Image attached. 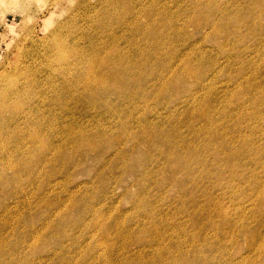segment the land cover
<instances>
[{"label":"rangeland","instance_id":"1","mask_svg":"<svg viewBox=\"0 0 264 264\" xmlns=\"http://www.w3.org/2000/svg\"><path fill=\"white\" fill-rule=\"evenodd\" d=\"M38 1L17 0V9L0 2V67L7 69L0 93L12 82L20 87L0 104V264H264V0H60L53 19L52 0ZM206 11L213 20L202 21ZM231 16H243L238 29L227 23ZM63 20L67 46L66 32H78L70 46L88 59L90 43L102 59L119 49L115 64L133 51L141 70L124 90L103 87L95 106L75 102L79 87L66 102L55 97L60 88L49 74L60 56L42 37ZM29 28L39 38L21 45ZM51 143L57 147L41 157L36 147Z\"/></svg>","mask_w":264,"mask_h":264},{"label":"bare ground","instance_id":"2","mask_svg":"<svg viewBox=\"0 0 264 264\" xmlns=\"http://www.w3.org/2000/svg\"><path fill=\"white\" fill-rule=\"evenodd\" d=\"M3 1H5V2H14V4H9V5H13V9H17V5H19L18 3H16V1L17 0H0V2L2 3ZM25 2H26V4H27V6H28V4L30 3V2H33L32 4H34L35 3V1L36 0H24ZM43 1V0H42ZM47 1V0H46ZM46 1H45V3H46ZM62 1V0H61ZM84 1V0H83ZM86 1V0H85ZM84 1V2H85ZM99 1V0H98ZM97 1V2H98ZM102 1V0H101ZM163 1V0H162ZM165 1V0H164ZM236 1V0H235ZM259 1V0H258ZM79 2L82 4V2L80 1V0H78V3H76V5H78L79 4ZM88 2V1H87ZM153 2V1H152ZM167 2V1H166ZM175 2V1H174ZM230 2V1H229ZM39 3V1L37 0V4ZM60 0H52V3L50 2V6L48 7V14L50 15V19L52 18L51 16L52 15H54V11H55V8H57V6L59 7L60 6ZM86 3V2H85ZM105 3V2H104ZM260 3V2H259ZM36 4V5H37ZM48 4V3H47ZM84 4V3H83ZM82 4V5H83ZM88 4V3H87ZM86 4V5H87ZM95 4V3H94ZM93 4V5H94ZM155 4H156V2H155ZM226 4H227V2H226ZM258 4V3H257ZM25 5V4H24ZM30 5V4H29ZM40 5V4H39ZM92 5V4H91ZM92 5V6H93ZM151 5V4H150ZM152 5H154L153 3H152ZM151 5V6H152ZM163 5H164V3H163ZM166 5V4H165ZM167 5H169V3L167 4ZM253 5V4H252ZM26 6V7H27ZM32 6V5H31ZM38 6V5H37ZM65 6V5H64ZM78 6H81V5H78ZM85 6V5H84ZM225 6V5H224ZM39 7V6H38ZM88 7V6H87ZM144 7V6H143ZM146 7V6H145ZM144 7V8H145ZM153 7V6H152ZM151 7V8H152ZM168 7V6H167ZM218 7V6H217ZM30 8V7H29ZM108 8V7H107ZM130 8V7H129ZM135 8H137V7H135ZM150 8V7H149ZM148 8V9H149ZM150 8V9H151ZM164 8V7H163ZM252 8V7H251ZM250 8V9H251ZM23 9V8H22ZM21 9V10H22ZM43 9V8H42ZM46 9V8H45ZM119 9V8H118ZM124 9V8H123ZM127 9V8H126ZM147 9V8H146ZM149 9V10H150ZM153 9V8H152ZM152 9H151V11H152ZM166 9V8H165ZM168 9V8H167ZM166 9V10H167ZM170 9V8H169ZM223 9V8H222ZM226 9V8H225ZM225 9H223V10H225ZM18 10H20V9H18ZM31 9H28V11H30ZM47 10V9H46ZM64 10V9H63ZM115 10V9H114ZM133 10H135L134 8H133ZM144 10V9H143ZM142 10V11H143ZM172 10V9H171ZM170 10V11H171ZM212 10H213V8H212ZM113 11V10H112ZM117 11V10H116ZM132 11V10H131ZM130 11V13H132ZM154 11H155V7H154V9H153V11H152V14L154 13ZM202 11V10H201ZM207 11H209V10H207ZM206 11V13L207 14H204V15H202V17L203 18H201L202 19V21H203V19H204V21H209V20H211V18L213 17V13H208ZM221 11V10H220ZM226 11V10H225ZM18 12H20V11H18ZM27 12V11H26ZM114 12V11H113ZM119 12H121V11H119ZM126 12H128V11H126ZM136 12H137V9H136ZM140 12V10L138 9V13ZM146 12V11H145ZM156 12H158L157 10H156ZM155 12V13H156ZM159 14H161V11L159 10ZM205 12V11H204ZM212 12V11H211ZM215 12V11H214ZM230 12V11H229ZM228 12V13H229ZM236 12H237V10H236ZM23 14H25L24 12H22ZM109 13V12H108ZM107 13V14H108ZM123 13H125V12H123ZM129 13V15H133V14H130ZM142 13V14H141ZM141 13H139V15L141 14V15H143V14H145V13H143V12H141ZM146 13H148V12H146ZM164 13H165V11H164ZM173 13V12H172ZM216 13V12H215ZM222 13H223V11H222ZM225 13V12H224ZM224 13L222 14V15H224ZM228 13H227V15H228ZM30 14V13H29ZM28 14V15H29ZM111 14V13H110ZM113 14H115V13H113ZM120 14V13H119ZM122 14V13H121ZM126 14V13H125ZM149 14H150V12H149ZM151 14V15H152ZM168 14V13H167ZM167 14H166V16H167ZM176 14V13H175ZM220 14V13H219ZM236 14V13H235ZM48 15V16H49ZM90 15V14H89ZM105 15V14H104ZM116 15V14H115ZM118 15V14H117ZM116 15V16H117ZM127 15V14H126ZM141 15L139 16V17H141ZM147 16H148V14H146ZM163 15V14H162ZM169 15V14H168ZM200 15V14H199ZM198 15V16H199ZM212 15V16H211ZM30 16V15H29ZM47 15H45V17H48ZM72 18H73V16L72 15H70ZM69 16V17H70ZM75 16V15H74ZM86 16H88V15H86ZM128 16V15H127ZM154 16V15H153ZM152 16V17H153ZM170 16V15H169ZM100 17V16H99ZM106 17H107V19H108V17H111V15L110 16H106L105 15V19L103 20V21H105V20H107L106 19ZM120 17L122 18L123 16H119L118 18L120 19ZM129 17V16H128ZM135 17V16H134ZM133 17V18H134ZM155 17H156V15H155ZM175 17V16H174ZM191 17V16H190ZM200 17H201V15H200ZM238 17V18H237ZM243 16H235V17H228V18H226L225 17V19H227V23H229V24H233V25H235V27L236 26H238V28H239V23L237 22V21H239L240 19H243L242 18ZM44 18V17H43ZM72 18H71V20H72ZM75 19L74 20H76V17H74ZM127 18V17H126ZM149 18H151V17H149ZM154 18V17H153ZM157 18H159V16L158 17H156V19ZM161 18H162V16H161ZM161 18H159L160 20H162ZM189 18V17H188ZM195 18V17H194ZM210 18V19H209ZM221 18H223V17H221ZM50 19H45L46 21L48 20V23L50 22L49 20ZM53 19V18H52ZM90 19H91V17H90ZM98 19V18H97ZM114 19V18H113ZM125 19V18H124ZM124 19H122V21L124 20ZM129 19H130V17H129ZM138 18H136L135 20H137ZM140 19V18H139ZM138 19V20H139ZM155 19V18H154ZM159 19H157V21L159 20ZM165 19V18H164ZM163 19V20H164ZM169 19V18H168ZM172 20H173V18H171ZM170 19V20H171ZM175 19H177V17L175 18ZM190 19V18H189ZM192 19V18H191ZM197 18H195V20H196ZM198 19H200V18H198ZM197 19V20H198ZM200 19V20H201ZM225 19H222L221 21H223V22H225L224 20ZM44 20V21H45ZM73 20V21H74ZM93 20V19H92ZM110 20V19H109ZM121 20V19H120ZM126 20V19H125ZM137 20V21H138ZM148 20V19H147ZM171 20V21H172ZM188 20V19H187ZM194 20V19H193ZM194 20V21H195ZM196 20V21H197ZM199 20V21H200ZM212 20H213V18H212ZM72 21V22H73ZM90 21V20H89ZM103 21H102V23H103ZM108 21V20H107ZM112 21H114V20H112ZM121 21V22H122ZM130 21V20H129ZM132 21V20H131ZM154 20L152 19V22H153ZM169 21V20H168ZM195 21V22H196ZM202 21L200 22V24L202 23ZM64 22V20L63 21H60L58 24H55L56 26H52L53 28H50L49 29V31H48V33L46 34H44L43 35V37L42 38H44V37H50L51 39V44H50V46H51V52H52V50L54 49L55 51H57V53L59 54V66H58V68H56L57 70H58V72H59V70H60V72L58 73V72H56V71H51L50 72V74H49V77L50 78H52V80H53V82H54V84H55V86H53V89L55 88V87H57L56 89L58 90V87L60 88V92H58L57 91V96H55L56 98H58L59 100H60V98H63L62 100H64L65 102L67 101V100H69V99H73L74 98V95L73 96H71V94H70V96H69V94H66V93H70V91H72V90H76V88L77 87H79V88H77V90H80V94L78 93V95H76L75 96V98H76V100L77 101H75V102H78V101H82L83 103H90V104H92L93 106H95V104L97 103V101H99V103H101V100L100 99H102L103 98V96L105 95H103L102 93H103V91L105 92V90L107 89V87H109V88H111L112 87V90H113V87L114 88H117V87H120V88H123V90H124V88L127 86V84L129 83V82H131L133 79V77L131 78V76L133 75L132 74V71L133 72H137L138 71V69L139 68H137V71H135L136 70V67L137 66H134V65H136V64H132V55H133V51H131V50H129L128 52H125L124 53V55H123V52H122V54H121V56L122 57H124L123 59H124V62H122V63H120L119 62V60H118V62L120 63H118V64H115L116 63V61L115 62H112V60L113 59H115V58H120V60H121V57H120V54H119V52H117L118 50H116V48H113L114 46H112V44H111V40L109 41L110 42V44H111V46H112V48H113V51L111 52L110 51V53H109V56H107V58L106 59H102L100 56H96V53H95V55H94V52H97V50L95 49L96 48V44L95 45H92V43H90V46H91V50H90V52H91V54L93 55L91 58L89 57V59H88V57L86 56L87 55V52L85 53V51H84V48H83V50H81V51H79L78 52V50H76V47H71V46H73V45H75L76 44V38H77V33L76 34H73V31L72 30H69V32H66V33H68V35H70L69 36V38L71 39V43H72V45L70 46V44L67 46V43H68V41L66 42V39L67 38H63L62 37V31H60V29H61V27H62V23ZM66 22H67V20H66ZM71 22V23H72ZM91 22V21H90ZM114 22H116V21H114ZM118 22H119V20H118ZM120 22V24H122ZM125 22V21H124ZM128 22V21H127ZM147 22V21H146ZM152 22L150 23V21H149V23H150V25L149 26H151V24H152ZM159 22V21H158ZM163 22H165V21H163ZM190 22V21H189ZM44 24V26L46 27L47 25H49V24ZM75 23V22H74ZM74 23H73V25H74ZM101 23V24H102ZM111 23V22H110ZM155 23H156V21H155ZM160 23H161V21H160ZM171 23V22H170ZM169 23V24H170ZM191 23H193V22H191ZM209 23H211V22H209ZM215 23V22H214ZM213 23V24H214ZM226 23V22H225ZM225 23H223V26H225L224 24ZM226 23V25H228ZM82 24V23H81ZM91 23H89V25H90ZM104 24V23H103ZM102 24V25H103ZM113 24V23H112ZM119 24V23H118ZM128 24H129V22H128ZM134 24V22L133 23H131V26H134L133 25ZM143 24V23H142ZM141 24V25H142ZM148 24V23H147ZM147 24L146 25H144L145 27H147ZM153 24H154V22H153ZM152 24V25H153ZM197 25V27H198V21H197V23H196ZM205 24V23H204ZM212 24V23H211ZM216 24V23H215ZM72 25V24H71ZM95 25H97L98 26V24H95ZM109 25V24H108ZM114 25H116L117 26V24H114ZM125 25V24H124ZM126 25H127V23H126ZM156 25V24H155ZM154 25V26H155ZM161 26H162V23L160 24ZM194 25V24H193ZM206 25H207V23H206ZM209 25V24H208ZM216 25H218V23L216 24ZM93 26V25H92ZM96 26V27H97ZM121 26V25H120ZM119 26V27H120ZM130 26V24H129V27H131ZM154 26H152V27H154ZM157 26H159V25H157ZM202 26V25H201ZM212 26H214V25H212ZM29 27H30V25H29ZM32 27V26H31ZM35 27V26H34ZM44 27V28H45ZM101 27H103V26H101L100 25V29H101ZM110 27V26H109ZM108 27V28H109ZM113 27V26H112ZM118 27V26H117ZM119 27H118V29H119ZM125 27V26H124ZM128 27V28H129ZM135 27V26H134ZM134 27H133V30H134ZM144 27V28H145ZM151 27V28H152ZM182 27H184V26H182ZM182 27H180V28H182ZM210 27V26H209ZM226 27V26H225ZM233 27V26H232ZM94 28V27H93ZM98 28V27H97ZM96 28V29H97ZM104 28V27H103ZM114 28H116L115 26H114ZM127 28V29H128ZM151 28H149L148 27V29H150V30H154L155 31V29H151ZM159 29H160V27H158ZM162 28H164L163 26H162ZM213 28V27H212ZM220 28H222L221 27V25H220ZM220 28H218L217 30L215 29V31H213V34L217 31V34H218V32H219V30H220ZM237 28V27H236ZM237 28V29H238ZM88 29V28H87ZM87 29H85V30H87ZM110 29H111V27H110ZM125 29V28H124ZM124 29H122L121 28V30H124ZM126 29V30H127ZM131 29V28H130ZM130 29H128V31L130 30ZM135 29H138L137 28V26H136V28ZM141 29H143V28H141ZM147 28H146V30H148ZM227 29V28H226ZM35 30V29H34ZM63 30V29H62ZM97 30H99V28L97 29ZM97 30H94V31H96V34H101L103 31L101 30V33H98L97 32ZM106 30V29H105ZM117 30V29H116ZM115 30V31H116ZM145 30V29H144ZM156 30H158L157 29V27H156ZM168 30H170V29H168ZM36 31V30H35ZM46 31V30H45ZM93 31V29H91V32ZM92 32V35H93V33H95V32ZM111 31H112V29H111ZM114 31V30H113ZM162 32H164L163 31V29L161 30ZM208 31H210V28H209V30ZM208 31H207V33H208ZM62 32V33H61ZM65 32V31H64ZM89 32V31H88ZM100 32V31H99ZM104 32H106V34H107V31H104ZM125 32H127V31H125ZM139 32H141V34H142V32L143 31H139ZM157 33H158V31H156ZM161 32V33H162ZM169 32V31H168ZM242 32V31H241ZM81 33V32H80ZM79 33V34H80ZM83 33V32H82ZM118 33V32H117ZM123 34H126V33H124V31L122 32ZM166 33V32H165ZM164 33V34H165ZM212 33V32H211ZM95 34V35H96ZM103 34V33H102ZM102 34H101V36H102ZM112 34V33H111ZM116 34V33H115ZM114 34V35H115ZM144 34V33H143ZM150 34H152V33H150ZM154 34H156V33H154ZM163 34V33H162ZM162 34H161V36H162ZM163 34V35H164ZM212 34V35H213ZM245 34V33H244ZM81 35V34H80ZM85 35V34H84ZM84 35H81L82 37L84 36ZM109 35V34H108ZM120 35V31H119V34H118V36ZM128 35V34H127ZM130 35H131V33H130ZM157 35H159V34H157ZM98 36V35H97ZM100 36V37H101ZM124 36V35H123ZM132 36V35H131ZM133 36H134V34H133ZM137 36H139V37H136L137 39L138 38H140L138 41H140L141 40V38L142 37H140V35L138 34ZM154 36V35H153ZM245 36V35H244ZM243 36V37H244ZM79 38H80V36H78ZM99 37V38H100ZM115 37V36H114ZM117 37V36H116ZM115 37V38H116ZM125 37V36H124ZM159 37V36H158ZM165 37V35L163 36V38ZM22 40L23 41H21V45L22 44H24V42L25 41H31V42H34L33 40H36L37 38H39L35 33H34V31H33V29L32 28H29L28 30H27V33L26 34H24L23 36H22ZM85 38H87V36L85 35ZM103 38H105V36L103 37ZM110 38V37H109ZM115 38L113 39V38H111V39H113V41L115 40ZM131 38V37H130ZM154 38V37H153ZM162 38V39H163ZM78 39V38H77ZM81 39V38H80ZM79 39V41L81 42L82 40H80ZM93 39V38H92ZM95 39H96V36H95ZM132 39H133V37H132ZM132 39H130L129 41H131ZM137 39H136V41H137ZM149 39V38H148ZM155 39H156V35H155V38L154 39H151V41H152V43H153V41H155ZM158 39V38H157ZM85 40V39H84ZM90 40H91V38H90ZM97 40H98V38H97ZM101 40H103V39H101ZM116 40H117V38H116ZM142 40H146V39H142ZM150 40V39H149ZM159 40V39H158ZM96 41V40H95ZM104 41H105V39H104ZM108 41V40H107ZM112 41V42H113ZM120 41V40H119ZM119 41H118V43H119ZM125 41V40H124ZM128 40H127V42H126V46L127 45H129L130 47H131V42H130V44H127L128 42H129ZM134 41V40H133ZM151 41H149L150 43H151ZM160 41H162V40H160ZM78 42V41H77ZM83 42V41H82ZM97 42V41H96ZM100 42V44H101V41H99ZM98 42V43H99ZM116 42V41H115ZM121 42V41H120ZM29 43V42H28ZM27 43V44H28ZM98 43H97V47L99 46L98 45ZM107 43V42H106ZM118 43L117 44H114V45H116L115 47H118L119 45H118ZM134 43V42H133ZM138 43H140V42H138ZM138 43H136L137 45H138ZM33 44V43H32ZM47 44H49V43H47ZM78 44V43H77ZM76 44V45H77ZM79 44H81V43H79ZM87 44V43H86ZM103 44V43H102ZM121 44V43H120ZM154 44L156 45V42H154ZM25 45V44H24ZM29 45V44H28ZM30 45H31V43H30ZM75 45V46H76ZM82 45H84V44H82ZM88 45H89V43H88ZM118 45V46H117ZM20 46V45H19ZM45 46V45H44ZM44 46H42L43 48H46V47H48V46H46V47H44ZM50 46H49V48H50ZM81 46V45H80ZM104 45H102V47H103ZM106 46V45H105ZM107 46H109V47H111L110 45H108L107 44ZM122 47H123V45H121ZM120 46V47H121ZM132 46H134V45H132ZM149 46V45H148ZM157 46V45H156ZM159 46V45H158ZM157 46V47H158ZM25 47V46H24ZM83 47V46H82ZM102 47H98V50H99V48H102ZM135 47V46H134ZM23 48V47H22ZM71 48V49H70ZM86 48H87V45H86ZM106 48V47H105ZM159 48V47H158ZM27 49V48H26ZM30 49H32V48H30ZM29 49V47H28V50H30ZM88 49V48H87ZM95 49V50H94ZM104 49V48H103ZM109 49V48H108ZM129 49V48H128ZM138 49H139V47H138ZM147 49H148V47H147ZM48 50V49H47ZM47 50L45 51L46 53H47ZM53 50V51H54ZM73 50H76V53H75V55H73V58L71 57V59L70 60H68L67 59V54H68V52H71V51H73ZM120 50H122V49H120ZM125 50L127 51V48H125ZM23 51V50H22ZM100 51H102V49H100ZM106 51V50H105ZM124 51V50H123ZM138 51H140L141 52V50H138ZM137 51V52H138ZM44 52V53H45ZM89 52V51H88ZM89 52V53H90ZM138 53V54H141V53ZM149 52H150V50H149ZM29 53V52H28ZM53 53V52H52ZM51 53V54H52ZM56 53V54H57ZM73 53V54H74ZM88 53V54H89ZM101 53V52H100ZM106 53H108V51H106ZM105 53V54H106ZM121 53V52H120ZM30 54V53H29ZM41 54V53H40ZM49 54H50V52H49ZM70 54H72V52L70 53ZM86 54V55H85ZM90 54V55H91ZM103 54H104V52H103ZM46 55V54H45ZM53 55H55V54H53ZM152 55V52H150L149 53V56H151ZM57 56V55H56ZM106 56V55H105ZM104 56V57H105ZM134 57H135V55H133ZM137 56H139V55H137ZM141 56V55H140ZM160 56V55H159ZM27 57V56H26ZM29 57V56H28ZM38 57V56H37ZM43 57V56H42ZM45 57V56H44ZM52 57V56H51ZM87 57V58H86ZM134 57H133V59H134ZM136 58V57H135ZM139 58V57H138ZM141 59V58H140ZM139 59V60H140ZM52 60V59H51ZM116 60V59H115ZM260 60V59H259ZM24 61V60H23ZM43 61H44V59H43ZM122 61V60H121ZM141 61V60H140ZM134 62V61H133ZM136 62V61H135ZM143 62V61H142ZM187 62H189V61H187ZM187 62H186V64H187ZM139 63V65L141 64L140 62H138ZM54 64V63H53ZM57 64V65H58ZM26 65V64H25ZM55 65V64H54ZM57 65L55 66V67H57ZM138 65V64H137ZM164 65H165V63H164ZM195 65V64H194ZM192 66V67H190L189 68V66H190V63H189V65L187 64V66H188V68L185 66V68H186V70H188L189 72L191 71L190 69L191 68H193V67H196V65L195 66ZM260 65V64H259ZM44 66V65H43ZM49 66V65H48ZM167 66V65H166ZM169 66V65H168ZM167 66V68H169ZM183 65H181L180 67H182ZM7 67H9V66H7ZM27 67V66H26ZM50 67V66H49ZM52 67H54V66H52ZM140 67H142V66H140ZM171 67V66H170ZM179 67V68H180ZM199 67V66H198ZM28 68V67H27ZM37 68V67H36ZM46 68V67H45ZM166 68V67H165ZM164 68V69H165ZM172 68V67H171ZM175 69V68H173V69H175V70H180V69ZM13 69H15V71H21V70H23L24 68H23V66L20 64V65H18V66H13ZM29 69H31V68H29ZM39 69V68H38ZM47 69V68H46ZM51 69V68H50ZM182 69V68H181ZM193 69H195V68H193ZM199 69V68H198ZM197 68L195 69V71L197 70L198 72H199V70H198ZM141 69H139V71H140ZM166 70H168V69H166ZM183 70V69H182ZM185 70V69H184ZM4 71H6L7 72V69H6V65L5 64H3V66H1L0 67V72H4ZM8 71H9V69H8ZM36 71V70H35ZM44 71V70H43ZM48 71V70H47ZM151 71V70H150ZM169 71H172V70H168V73H170ZM194 71V70H193ZM200 71H201V69H200ZM46 72V71H45ZM45 72H43V73H45ZM153 72V71H152ZM151 72V73H152ZM156 72H157V70H156ZM159 72V71H158ZM157 72V73H158ZM163 72V71H162ZM174 72H177V71H174ZM174 72H173V74H174ZM181 71H179L178 73H180ZM184 72V71H183ZM186 72V71H185ZM33 73H34V71H33ZM38 73V72H37ZM43 73H42V75H43ZM130 73H131V76H130ZM141 73V72H140ZM139 73V74H140ZM164 73V72H163ZM167 73V74H168ZM188 73V72H187ZM190 73H193L194 74V72H190ZM201 73V72H200ZM138 74V73H137ZM138 74V75H139ZM162 74V73H161ZM171 74V73H170ZM176 74V73H175ZM135 75V74H134ZM133 75V76H134ZM148 75V74H147ZM146 75V76H147ZM195 75V74H194ZM34 76V75H33ZM136 76V75H135ZM140 76H142V75H140ZM146 76H144V77H146ZM172 76V75H171ZM171 76H170V79H171ZM174 76V75H173ZM172 76V77H173ZM200 76V75H199ZM25 77V76H24ZM38 77H39V74H38ZM37 77V78H38ZM111 77H113V78H111ZM138 77V76H137ZM26 78V77H25ZM36 78V77H35ZM41 78V77H40ZM108 78H111V80L110 79H108ZM169 78V77H168ZM199 78V77H198ZM200 78H202V77H200ZM31 79V78H30ZM48 79V78H47ZM143 79H145V78H143ZM175 79V78H174ZM23 80V79H22ZM22 80H21V82H22ZM36 80V79H35ZM108 80H110V84L108 83ZM114 80V81H113ZM158 80H160V79H158ZM165 80H168L169 81V79H167L166 77H165ZM164 80V82L166 83V81ZM198 80V79H197ZM141 81V80H140ZM140 81H138V82H140ZM167 81V82H168ZM198 81H200V80H198ZM31 82V81H30ZM37 82V81H36ZM134 82V81H133ZM132 82V83H133ZM163 82V81H162ZM163 82V83H164ZM50 83V82H49ZM16 83H14V82H12V83H10V88L9 87H5V85L3 86V88H4V90H3V93H0L1 94V98H0V104H5L6 102H8L7 100H9V98H10V92H8V89H13L14 90V92L13 93H15V94H17V95H19V90L20 89H18V87H19V85L18 84H16ZM40 84V83H39ZM53 84V85H54ZM168 84V83H167ZM176 84V83H175ZM24 86H28L29 84H27V80L26 81H24V84H23ZM41 85V84H40ZM133 85V84H132ZM169 85V84H168ZM172 85H174V83H172ZM33 86V85H32ZM38 86V85H37ZM42 86V85H41ZM44 86V85H43ZM107 86V87H106ZM163 86V85H162ZM166 86V85H165ZM103 87H106V89H104ZM20 88V87H19ZM38 88V87H37ZM49 88V87H48ZM51 88V87H50ZM102 88L104 89V90H102ZM108 88V89H109ZM163 88V87H162ZM165 88V87H164ZM26 89H28V88H26ZM36 89V88H35ZM38 89H41V88H38ZM43 89V88H42ZM31 90V89H30ZM29 90V91H30ZM48 90V89H47ZM116 90V89H115ZM122 90V89H121ZM120 90V91H121ZM52 91V90H51ZM83 91H86L87 92V94H86V92H85V94L83 93L82 94V92ZM110 91H111V89H110ZM114 91V90H113ZM23 92V91H22ZM21 92V93H22ZM44 92H46V91H44ZM49 92V91H48ZM47 92V93H48ZM118 92V91H117ZM158 92V91H157ZM156 91L154 92V93H157ZM9 93V94H8ZM52 93H55L54 91L52 92ZM73 93V92H72ZM110 93H112V92H110ZM114 93V92H113ZM120 93V92H119ZM121 93H122V91H121ZM158 93H160V92H158ZM161 93H162V91H161ZM27 94H29V93H27ZM41 94V93H40ZM39 94V95H40ZM34 95V94H33ZM50 95V94H49ZM55 95V94H54ZM112 95V94H111ZM110 95V96H111ZM157 95V94H156ZM155 95V97H157ZM52 96V95H51ZM51 96H48V99H49V97H51ZM125 96V92L123 93V97ZM118 97H119V95H118ZM122 97V96H121ZM12 98V97H11ZM41 98V97H40ZM105 98V97H104ZM37 99H39V98H37ZM55 98H54V96H53V100H54ZM99 99V100H98ZM23 100V99H22ZM36 100V99H35ZM50 100H52V98L50 99ZM55 100H57V99H55ZM108 100V99H107ZM110 100V99H109ZM147 100V99H146ZM40 101V100H39ZM48 101V100H47ZM58 101V100H57ZM61 101V100H60ZM31 102V101H30ZM37 102V101H36ZM43 102H45V101H42V103ZM59 102V101H58ZM63 102V101H62ZM207 102V101H206ZM205 102V103H206ZM19 103V102H18ZM29 103V102H28ZM41 103V102H40ZM46 103V102H45ZM50 103V102H49ZM61 103V102H60ZM53 104V103H52ZM61 104H63V103H61ZM74 104V103H73ZM103 104H104V101H103ZM37 105V104H36ZM38 105H39V103H38ZM108 105V104H107ZM42 106V105H41ZM46 106H47V104H46ZM46 106H45V108H46ZM63 106H64V104L62 105V109H63ZM74 106V105H73ZM72 106V107H73ZM110 106V105H109ZM202 106H205V104H203ZM1 107H3V106H1ZM35 107V106H34ZM33 107V108H34ZM40 107V106H39ZM38 107V108H39ZM43 107H44V105H43ZM58 107H59V103H58ZM61 107V106H60ZM66 107V106H65ZM70 107V106H69ZM41 108V107H40ZM74 108V107H73ZM109 108V107H108ZM36 109V108H35ZM54 109V108H53ZM53 109H51V112H52V110ZM61 108H60V110H62ZM66 109V108H65ZM68 109V108H67ZM71 109V108H70ZM204 109V108H203ZM203 109H201L202 111H204ZM4 110V109H3ZM72 110V109H71ZM71 110L69 111V112H71ZM216 110V109H215ZM2 111V110H1ZM27 111V110H26ZM38 111H40L39 109H38ZM58 111V110H57ZM64 111V110H63ZM207 112V111H206ZM242 112H244V111H242ZM5 113H7V112H5ZM10 113L11 112H9V115H10ZM31 113V112H30ZM29 113V114H30ZM38 113H42V112H38ZM55 113H57V112H55ZM61 113V112H60ZM64 113V112H63ZM200 113V112H199ZM12 114V113H11ZM15 114V113H14ZM54 114V113H53ZM203 114H204V112H203ZM55 115V114H54ZM59 115V114H58ZM60 115H63L62 113L60 114ZM59 115V116H60ZM18 116V115H17ZM23 116V115H22ZM35 115H33V116H31V117H34ZM42 116V115H41ZM57 117V119H59L60 117ZM204 116V115H203ZM5 117H6V115H5ZM43 117V116H42ZM1 118V117H0ZM35 118V117H34ZM55 118H56V116H55ZM63 118V117H62ZM32 119V118H31ZM30 118H29V120H31ZM28 120V119H27ZM65 121V120H64ZM53 123H55V122H53ZM52 122H51V124H52V127L57 123H55V124H53ZM67 123V122H66ZM65 123V124H66ZM50 124V125H51ZM59 124V123H58ZM58 124H56V125H58ZM60 125V124H59ZM63 126V125H62ZM5 127V126H4ZM3 127V128H4ZM51 127V126H50ZM49 127V128H50ZM55 127H57V129L59 130V127L58 126H55ZM51 129V128H50ZM54 129V128H53ZM56 129V128H55ZM34 130V129H33ZM3 131V130H2ZM9 131V130H8ZM7 131V132H8ZM55 132H56V130H54ZM143 131V130H142ZM51 132H53L52 130H51ZM58 132V131H57ZM54 133V132H53ZM59 133V132H58ZM74 133V132H73ZM39 134V133H38ZM54 135V134H53ZM55 135H57V134H55ZM33 137H37V131H35L34 133H33V135H32ZM57 137V136H56ZM164 137H165V135H164ZM243 137V136H242ZM1 138V137H0ZM7 138V137H6ZM242 139V138H241ZM0 141H1V139H0ZM3 142V141H2ZM1 143V142H0ZM4 143V142H3ZM43 143V142H42ZM46 144V143H45ZM45 144L44 145H40V146H37L36 147V150L38 151V153H39V155L41 156V157H44V156H46L47 154H48V150H49V147L51 146V148H52V146H54V147H57V146H55V144L54 143H51V145L50 144H48V145H46L45 146ZM159 145V144H158ZM53 147V148H54ZM91 147H93V146H91ZM244 147V146H243ZM4 148H6L7 149V146H5ZM137 148V147H136ZM3 149V148H2ZM162 150V149H161ZM6 151V150H5ZM48 151V152H47ZM235 153V152H234ZM237 153V152H236ZM140 154V153H139ZM144 154V153H143ZM233 154V153H232ZM146 155H147V153H146ZM171 155V154H170ZM234 155V154H233ZM142 157H143V155H142ZM145 158V157H144ZM7 159V158H6ZM52 159V158H51ZM139 160V159H138ZM150 161V160H149ZM6 163H8V162H6ZM84 163V162H83ZM4 164V163H3ZM94 168V167H93ZM50 177V176H49ZM11 181V180H10ZM68 209V208H67ZM242 224V223H241ZM253 235V234H252ZM159 238V237H158ZM157 238V239H158ZM254 239V236H252L251 237V240H253ZM255 242V241H254ZM32 244V243H31ZM261 244V246H263V243H260ZM260 244H259V246H260ZM143 254V253H142ZM245 257H243V259H244ZM236 263V262H235Z\"/></svg>","mask_w":264,"mask_h":264}]
</instances>
